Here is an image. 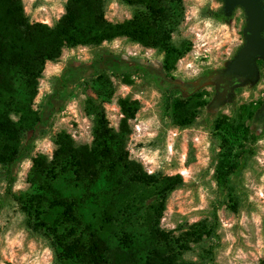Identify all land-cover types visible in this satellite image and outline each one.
Returning <instances> with one entry per match:
<instances>
[{
    "label": "rangeland",
    "instance_id": "obj_1",
    "mask_svg": "<svg viewBox=\"0 0 264 264\" xmlns=\"http://www.w3.org/2000/svg\"><path fill=\"white\" fill-rule=\"evenodd\" d=\"M67 1L23 0L32 22L49 25L65 13ZM162 5L170 10L173 43L184 51L173 81L181 87L180 95L199 91L206 101L195 124L180 128L168 125L169 119L162 120L159 80L164 73V54L156 49L125 37L100 46L64 48L58 61L46 63L33 104L35 109L48 112V100L52 99L53 105L49 107L52 126L47 135L33 137L30 156L14 167V191L32 195L48 184L57 187L77 204V219L73 223L76 235L69 233V237H80L87 242L94 228L100 227L102 211L111 205L109 198L88 178L76 177L72 171L50 167L44 173L34 172L32 157L46 156L51 161L56 149L54 137L62 131L71 134L76 145H90L95 119L88 110L91 98L105 103L110 125L119 130L124 117L120 99L130 97L138 102L139 110L128 121L129 159L147 174L179 173L184 179V185L169 197L159 222L170 238L183 245L178 246L182 258L198 264H260L264 259V120L260 121L259 130L263 134L257 143V153L246 168L232 176L231 189H220L214 178L221 145L216 118L232 116L244 104L260 106L264 114V70L242 82L229 97L223 94L221 85L220 75L232 69L233 59L246 46L247 14L241 6L234 7L228 21L202 14L204 7L213 10L226 7L224 0H162ZM139 9L106 0V18L112 22L130 19ZM138 64L147 70H137ZM66 71L72 73L64 97L60 98V94H55L62 89L59 79ZM206 71L214 75V81H203ZM29 137L31 133L25 142ZM104 184L105 180L101 179V191ZM122 185L132 195L147 194L146 188L133 182L129 174H125ZM6 188V173L0 166V264H54L48 237L31 232L25 213L6 193ZM44 206L47 208L46 203ZM147 220L141 218L123 226L120 218H116L113 230L108 233L110 257L125 232L135 240L149 236Z\"/></svg>",
    "mask_w": 264,
    "mask_h": 264
},
{
    "label": "trees",
    "instance_id": "obj_2",
    "mask_svg": "<svg viewBox=\"0 0 264 264\" xmlns=\"http://www.w3.org/2000/svg\"><path fill=\"white\" fill-rule=\"evenodd\" d=\"M117 1L140 9L130 19L112 22L106 18V0H68L65 13L55 24L49 25L32 22L23 0H0V166L6 173V193L25 213L26 225L31 232L48 237L54 264H198L183 259L182 251L178 250L181 249L178 246L183 245L159 227L169 197L184 185L183 176L179 173L147 174L138 170L137 164L129 159L126 146L131 129L128 121L134 119L139 110L138 102L130 97L120 99L124 117L119 130L110 125L105 103L91 98L88 110L95 116L91 144L78 146L71 134L62 131L54 137L56 149L51 161L46 156L32 157L34 172L44 173L50 167L72 171L76 177L88 178L106 199L109 198L111 205L102 211L100 227L94 228L87 242L80 237H69V233L76 235L73 223L77 219V204L57 187L48 184L32 195L14 191V167L30 156L33 137L47 135L52 126L49 113L52 99L48 100V112L35 109L33 104L46 63L58 61L64 48L100 46L125 37L164 54V73L159 85L162 88L161 118L163 121L169 119L168 125L193 126L206 104L199 91L180 95L181 87L173 81L177 62L184 51L173 43L174 24L169 8L162 5V0ZM202 14L218 21H228L232 17L227 6L220 10L204 7ZM135 68L147 70L139 64ZM71 73L66 71L60 77L62 89L57 90L56 96L64 97ZM202 79L214 81L215 77L206 71ZM263 120L260 106L255 108L246 104L238 107L232 116L216 118L221 145L214 178L220 189L230 190L232 176L246 168L256 155L257 143L263 134L259 130ZM29 133L31 137L25 142ZM125 174L144 186L147 194L132 195L126 190L122 185ZM101 179L105 180L102 191ZM149 199L152 201L147 203ZM116 218H120L123 226L141 218L148 219L151 232L142 240L132 239L125 232L110 257L108 233L113 230ZM260 264H264V259Z\"/></svg>",
    "mask_w": 264,
    "mask_h": 264
},
{
    "label": "water",
    "instance_id": "obj_3",
    "mask_svg": "<svg viewBox=\"0 0 264 264\" xmlns=\"http://www.w3.org/2000/svg\"><path fill=\"white\" fill-rule=\"evenodd\" d=\"M227 8L232 11L234 7L241 6L248 18L246 26L247 44L241 49L240 58L232 64V70L236 66L252 77L255 75L254 60L257 56L264 57V5L263 0H224Z\"/></svg>",
    "mask_w": 264,
    "mask_h": 264
},
{
    "label": "flooded vegetation",
    "instance_id": "obj_4",
    "mask_svg": "<svg viewBox=\"0 0 264 264\" xmlns=\"http://www.w3.org/2000/svg\"><path fill=\"white\" fill-rule=\"evenodd\" d=\"M263 37H264V33H263ZM240 54H241V50L239 51L238 56H236L233 59L234 62L241 57ZM254 64H255L256 73L252 77L259 76L261 74V71L264 70V57L261 55L257 56L254 60ZM252 77H250L248 74L246 75L245 71L241 70V68L237 66L235 70L231 69L230 71L228 70L225 71L224 74L220 75V78H222L223 81V83L221 84L224 89L223 94L226 97H229L231 93L235 91V88L239 87L242 82L253 79Z\"/></svg>",
    "mask_w": 264,
    "mask_h": 264
}]
</instances>
